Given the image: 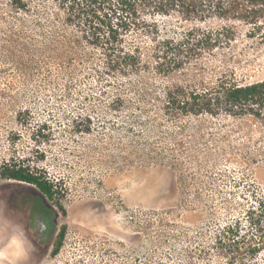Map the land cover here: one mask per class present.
<instances>
[{
    "label": "rangeland",
    "instance_id": "obj_1",
    "mask_svg": "<svg viewBox=\"0 0 264 264\" xmlns=\"http://www.w3.org/2000/svg\"><path fill=\"white\" fill-rule=\"evenodd\" d=\"M32 3L60 13L63 27L54 1ZM19 17L0 13V167L45 176L54 197L0 176V264H228L219 235L246 223L250 197L264 188V129L226 114L164 122L157 110L145 115L133 89L149 79L160 92L173 81L156 73L158 38L233 26V46L205 58L213 63L204 74L229 71L242 85L264 80V41L241 22L143 14L150 29L129 33L125 46H139L150 69L103 75L101 52L67 64L62 52L49 51L45 21L35 32V17ZM117 96L127 103L113 108ZM37 216L50 221L39 242Z\"/></svg>",
    "mask_w": 264,
    "mask_h": 264
},
{
    "label": "trees",
    "instance_id": "obj_2",
    "mask_svg": "<svg viewBox=\"0 0 264 264\" xmlns=\"http://www.w3.org/2000/svg\"><path fill=\"white\" fill-rule=\"evenodd\" d=\"M2 1L0 13L4 16L18 15L21 21H25L24 15L35 17L32 21L35 32L42 30L45 21L49 25V34L45 35L49 51L52 55L62 52L60 58L67 64L91 61L90 49L101 52L106 70L103 75L119 73L126 77L150 69L151 64L145 61L139 46H125L129 33L150 29L143 14L150 17L175 14L186 22L211 19L241 22L250 28L251 37L264 41V0H52L62 11L63 27H58L55 21L60 19V13H44L33 7V0H7L6 4ZM235 38L236 31L231 25L216 30L193 27L178 39L158 38L153 50L156 73L173 81L162 84L160 92L151 87L149 79L144 81L141 91L133 89L134 94L140 95L143 102L140 108L145 115L157 110L164 122L166 118L173 123L183 117L201 115L252 117L264 129V80L242 85L229 71L218 72L215 79L204 74L213 63H206L207 57L214 56L217 50L231 48ZM125 103L123 97L117 96L112 107ZM259 152L264 155V149ZM0 176L34 185L50 200L54 197L53 183L24 165L6 163L0 167ZM250 198L246 223L238 220L219 235L228 264H264V188Z\"/></svg>",
    "mask_w": 264,
    "mask_h": 264
},
{
    "label": "water",
    "instance_id": "obj_3",
    "mask_svg": "<svg viewBox=\"0 0 264 264\" xmlns=\"http://www.w3.org/2000/svg\"><path fill=\"white\" fill-rule=\"evenodd\" d=\"M49 228V219L45 216H37L34 219V228L32 229L33 238L38 242L45 239L49 232Z\"/></svg>",
    "mask_w": 264,
    "mask_h": 264
}]
</instances>
